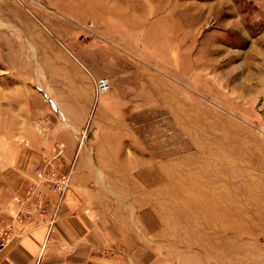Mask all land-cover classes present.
<instances>
[{"label": "rangeland", "instance_id": "1", "mask_svg": "<svg viewBox=\"0 0 264 264\" xmlns=\"http://www.w3.org/2000/svg\"><path fill=\"white\" fill-rule=\"evenodd\" d=\"M152 39L178 48L166 66L183 83L167 79L161 105L145 90ZM78 70L93 90L94 80L109 81L96 107L133 111L125 131L150 144V157L137 160L162 172L147 189L134 184V211L154 218L136 264H264V0H0L2 137L20 108L46 117L48 89ZM40 189L52 207L51 183Z\"/></svg>", "mask_w": 264, "mask_h": 264}, {"label": "crops", "instance_id": "2", "mask_svg": "<svg viewBox=\"0 0 264 264\" xmlns=\"http://www.w3.org/2000/svg\"><path fill=\"white\" fill-rule=\"evenodd\" d=\"M147 33L155 38L161 31L153 28ZM151 41L146 49L150 57L144 60L145 90L153 105H161L167 79L183 85L166 66L167 61H178V48ZM160 54L162 60L157 59ZM55 92L48 89L53 105H47L46 117L37 112L24 118L20 108L14 131L0 135L9 142L7 152H0L4 175L0 222H14L27 185L24 177L34 180L33 169L45 167L54 157L60 158L61 174L73 166L71 187L53 230L49 233L46 224L38 221L16 224V234L1 254L0 264H136L141 259L138 255L149 253L154 218L147 208L134 211V184L147 189L159 182L162 173L150 162L137 160L150 157V144H145L149 140L135 139L133 128L125 131L124 127L135 125L133 111L103 103L96 107L95 90L82 71L68 72ZM135 141L140 142L138 146Z\"/></svg>", "mask_w": 264, "mask_h": 264}, {"label": "built area", "instance_id": "3", "mask_svg": "<svg viewBox=\"0 0 264 264\" xmlns=\"http://www.w3.org/2000/svg\"><path fill=\"white\" fill-rule=\"evenodd\" d=\"M94 88L96 99L108 93L110 90V83L107 79L94 80ZM84 138V136H83ZM58 157H54L47 163L45 167L38 166L37 177L38 183L36 187L30 186L25 191V197L20 201L17 217L18 223H23L25 220L38 219V222L45 223L48 232L50 233L61 214V209L65 203V197L71 186L73 166L70 171L63 175H58L57 166L59 164ZM53 173L54 181L49 178V173ZM51 183V194L55 195L56 201L51 207L48 203V199L44 197L45 191L40 189L44 183ZM15 219L12 225L8 229L0 230V256L8 246L12 237L15 236Z\"/></svg>", "mask_w": 264, "mask_h": 264}, {"label": "bare ground", "instance_id": "4", "mask_svg": "<svg viewBox=\"0 0 264 264\" xmlns=\"http://www.w3.org/2000/svg\"><path fill=\"white\" fill-rule=\"evenodd\" d=\"M7 30H8V29H7ZM15 31H16V30H15ZM15 31H14V32H15Z\"/></svg>", "mask_w": 264, "mask_h": 264}]
</instances>
